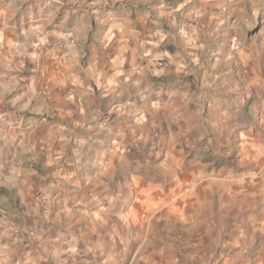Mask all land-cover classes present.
I'll use <instances>...</instances> for the list:
<instances>
[{
	"label": "rangeland",
	"instance_id": "1",
	"mask_svg": "<svg viewBox=\"0 0 264 264\" xmlns=\"http://www.w3.org/2000/svg\"><path fill=\"white\" fill-rule=\"evenodd\" d=\"M165 2L156 67L175 69L133 73L99 110L135 100L124 138L56 153L32 202L0 203V264H264V0ZM36 60L0 49V116L64 123Z\"/></svg>",
	"mask_w": 264,
	"mask_h": 264
},
{
	"label": "crops",
	"instance_id": "2",
	"mask_svg": "<svg viewBox=\"0 0 264 264\" xmlns=\"http://www.w3.org/2000/svg\"><path fill=\"white\" fill-rule=\"evenodd\" d=\"M175 9L165 0H6L0 5V49L6 57L37 59L36 74L56 87L66 115L59 124L0 116V203L32 202L40 181L56 168V153L85 146L88 152L102 151L97 133L114 141L133 130L135 100L127 97L112 123L100 121L99 110L118 106L117 87L133 73L158 81L175 69L156 67L165 54L158 51L161 34L152 26L164 16L175 18ZM42 55L47 63L38 62ZM159 94L149 89L139 94L142 119Z\"/></svg>",
	"mask_w": 264,
	"mask_h": 264
}]
</instances>
